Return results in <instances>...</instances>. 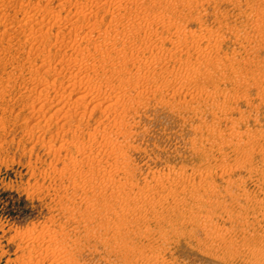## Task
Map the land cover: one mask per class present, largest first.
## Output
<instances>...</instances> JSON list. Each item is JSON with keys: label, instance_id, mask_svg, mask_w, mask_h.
I'll return each instance as SVG.
<instances>
[{"label": "rangeland", "instance_id": "rangeland-1", "mask_svg": "<svg viewBox=\"0 0 264 264\" xmlns=\"http://www.w3.org/2000/svg\"><path fill=\"white\" fill-rule=\"evenodd\" d=\"M42 20L52 26L44 39L35 33ZM137 21L144 27H132ZM95 22L132 32L112 41L141 50L133 65L156 73L157 82L134 108L120 101L108 113L107 105L91 104L88 118H68L57 114L56 101L78 97L66 88L78 69L63 53L82 58L95 50L79 54L65 45ZM57 34L65 36L61 48ZM80 41L87 49L89 41ZM80 65L82 78H97L93 62ZM53 76L61 83L45 90L48 103L42 87ZM98 87L93 82L84 93L91 98ZM0 90V264H264V0H0ZM43 100L49 105L41 109ZM78 144L104 160L94 173L74 163L83 158ZM106 188L116 193L111 206L131 190L124 218L113 220L102 207L97 194Z\"/></svg>", "mask_w": 264, "mask_h": 264}, {"label": "bare ground", "instance_id": "bare-ground-1", "mask_svg": "<svg viewBox=\"0 0 264 264\" xmlns=\"http://www.w3.org/2000/svg\"><path fill=\"white\" fill-rule=\"evenodd\" d=\"M104 9H106V7H104ZM107 12H109L110 11V6H108V9L106 10ZM91 17H92V15L91 14H89ZM54 16V15H53ZM73 17H74V15H72ZM87 14H86V16H84L83 18L84 19H87ZM58 18H60V17H58ZM71 19H72V17H70ZM69 18V19H70ZM74 18H77V17H74ZM53 19H56V18H53ZM52 19V20H53ZM79 19V18H78ZM77 19V20H78ZM61 20V19H60ZM75 20V19H74ZM73 21V20H72ZM71 21V22H72ZM48 22V21H47ZM58 21L56 20V23H57ZM70 22V21H69ZM78 22V21H77ZM136 22V21H135ZM138 22V21H137ZM67 23V22H66ZM38 26L40 25V27H39V29H40V31H35V33L36 32H41L42 33V38L44 39L45 37H46V35L45 34H43V29H44V27H52V26H50V23L48 22V23H46V21L44 22V20H42L41 22L39 21V22H37L36 23ZM69 24H71V23H69ZM52 25V24H51ZM54 25V24H53ZM63 25V24H62ZM67 25V24H66ZM65 25V26H66ZM73 25V24H72ZM79 25H81V24H79ZM93 25V28L92 29H90L89 28V30H90V32H88V34L86 33V35L84 36H82V39H80V40H83L84 41V39L85 40H88L89 41V45H87V49L85 48V50L83 49V47H82V42L79 40V39H77L76 41H75V37L77 36H75L74 37V41H72V42H74V43H72V44H66L65 46L67 47V49H70L71 51H77L79 54H80V52H82V53H84V52H90L91 50L93 51V50H95V52L94 53H92V54H87V57H84V54H82L83 55V57H82V55H80L82 58H80V57H78L76 54V57H73V55L72 56H69L68 54H67V52L66 53H63V54H65L66 56H68V59H67V57H65L67 60H63L64 62H65V64H67V66H68V64L69 65H72V66H75L78 70L75 72V73H72L70 70H68V71H70L71 72V74H69V76L67 77V78H69L68 79V84L66 85V88H73V92L74 93H76V94H78V97L75 99V98H73L72 99V97H70V96H63V98H59L56 102H57V104H58V113L57 114H59V112L60 111H64L65 110V113H66V116H68V118H70V117H75V116H79V114H80V117L83 119V118H86L87 116H86V111H88L87 109H89V106L91 105V104H94L93 106L94 107H91V108H97V107H101V106H103V105H107V109L109 108V109H112V111H113V109H117L118 108V106H120V104H121V102L120 101H122V102H125L124 103V107H125V109H127V108H134V105L136 104V103H138V101H141V99H142V97H143V95H144V92L146 93L147 92V90H146V88L149 86L148 85V83H150L151 81H156V79H157V75H156V73H153V72H151L150 70H149V72L146 70V72H144L142 69H141V67H138V66H136V65H133V64H135L136 63V61L138 62V61H141L142 59L140 58V56H141V50H139L138 49V51H140V52H137V51H135V49L134 50H132V47L130 46L131 45V42H130V40H128L129 41V43L128 44H130V45H126L125 44V40L124 39H122V40H117L118 39V36H119V34L122 32V34H123V31H116L117 33H114L113 32V30H112V28L111 27H107V28H104V26H103V23H100V22H95V23H93L92 24ZM74 26V25H73ZM75 26H76V23H75ZM60 26H58V28H59ZM81 28L83 27V26H80ZM132 27H140V28H143L144 27V25H143V22H138V23H135V24H132ZM71 28V27H70ZM76 28V27H75ZM79 28V27H78ZM102 29L103 31H104V35H102L103 33L101 32L100 34L102 35V37H100V42L99 41H95L94 40V38L95 37H93L94 35H93V33H94V31H96L97 29L99 30V29ZM154 28H157V27H154ZM61 29V28H60ZM72 29V28H71ZM70 29V30H71ZM80 29V28H79ZM79 29H78V31H79ZM123 29H126V28H124L123 27ZM152 29V28H151ZM158 29V28H157ZM16 30V29H15ZM32 30V29H31ZM58 30V29H57ZM67 30H69L68 28H67ZM69 30V31H70ZM10 31V30H9ZM8 31V32H9ZM74 31H76V30H74ZM156 32H154V33H157L158 31L157 30H155ZM16 32V31H15ZM45 32V31H44ZM80 32V31H79ZM98 32H100V31H98ZM46 33V32H45ZM63 33V32H62ZM77 33V32H76ZM132 32H130L129 30H127V32H125L123 35H128V34H131ZM58 34H61V33H59L58 32ZM57 34V35H58ZM73 34V33H72ZM115 34L117 35L118 34V36L116 37V38H114V39H116L117 41H112L113 40V35H114V37H115ZM35 35V37H37L38 39H41V35H38L37 34V36H36V34H34ZM45 35V37H43ZM66 35V34H65ZM68 35H71V34H69V32H68ZM74 35H75V32H74ZM98 35V34H97ZM97 35H96V37H97ZM100 35V36H101ZM59 36V35H58ZM62 36V35H61ZM72 37V36H71ZM70 37V38H71ZM80 37V36H79ZM132 37H135L133 34H132ZM34 38V37H33ZM63 38H65V36L63 37ZM63 38L62 37H58V39L57 40H55V41H59L60 42V47L59 46H57V47H59V48H61V46H63V44H64V42H63ZM73 38V37H72ZM77 38V37H76ZM120 38V37H119ZM41 40V41H44V40ZM69 39V38H68ZM148 39H150L149 37H148ZM32 40V39H31ZM36 41H37V39H35ZM45 41H46V39H45ZM51 41V40H50ZM69 41V40H68ZM68 41H66V43H68ZM148 41V40H147ZM150 41H151V39L149 40V43H148V48L149 49H155V46L156 45H154V46H150L149 44H150ZM33 42H35V41H33ZM37 42H39V41H37ZM143 42V41H142ZM146 43V42H145ZM157 43V42H156ZM43 44V43H42ZM85 44H87V43H85ZM153 44H154V41H153ZM128 46H130V47H128ZM133 46V45H132ZM160 46V45H159ZM56 47V48H57ZM66 47H64V48H66ZM141 47V46H140ZM139 47V48H140ZM145 47V46H144ZM158 47V46H157ZM135 48V47H134ZM178 48V47H177ZM62 49H63V47H62ZM61 49V50H62ZM141 49V48H140ZM137 50V49H136ZM152 50H151V53H152ZM177 50H179V49H177ZM176 50V51H177ZM65 51V50H64ZM149 51V50H148ZM61 52V51H60ZM59 52V53H60ZM142 52H144V51H142ZM179 52V51H178ZM41 53V52H40ZM46 53V52H45ZM91 53V52H90ZM49 54V53H48ZM48 54H47V56H48ZM50 54H52V53H50ZM57 54V53H56ZM62 54V55H63ZM70 54V53H69ZM94 54H97V55H94ZM155 54V53H154ZM182 54V53H181ZM90 55V56H89ZM143 56V55H142ZM141 56V57H142ZM145 56V55H144ZM155 55H153L152 57H154ZM160 56V55H159ZM158 56V57H159ZM46 57V56H45ZM63 57V56H62ZM61 57V58H62ZM162 57V56H161ZM49 58V57H48ZM47 58V59H48ZM152 59H155V58H152ZM42 60V59H41ZM44 60V59H43ZM49 60V59H48ZM47 60V61H48ZM62 60H60L59 59V61L61 62ZM88 60H90L91 61V63L93 62L94 63V68H95V72H96V74L95 75H97V78L96 77H92L91 76V78L90 77H88V79L90 78V80H88V79H86L85 77H81L82 75V73H83V70H84V68H82V66L80 65V64H83L84 62H86V61H88ZM160 60V59H159ZM46 61V62H47ZM50 61H52V60H50ZM59 61H56V62H59ZM147 62H148V60H146ZM152 60H150V62H151ZM157 61H158V59H157ZM157 61L155 62L156 64H158L157 63ZM159 62V61H158ZM160 62H161V60H160ZM41 63H43L42 61H41ZM40 63V64H41ZM50 64V63H49ZM57 64V63H56ZM63 64V63H62ZM139 64H140V62H139ZM145 64H147V63H144L143 65H145ZM152 64H154V63H152ZM155 64V65H156ZM36 65V64H35ZM64 65V64H63ZM63 65H62V67H61V69L62 68H64L63 67ZM147 65H150V63L149 64H147ZM46 66V65H45ZM45 66H44V68H45ZM50 66V65H49ZM48 66V67H49ZM47 67V68H48ZM54 67V66H53ZM92 67V68H93ZM149 67V66H148ZM157 67V66H156ZM31 68V67H30ZM36 68H39V67H36ZM50 68H52V66H50ZM50 68H48L49 69V73H50ZM55 68V67H54ZM68 68V67H67ZM66 68V69H67ZM150 68V67H149ZM40 69V68H39ZM43 69V68H42ZM46 69V68H45ZM60 69V70H61ZM71 69V68H70ZM86 69H88V68H86ZM90 69V68H89ZM148 69V68H147ZM151 69V68H150ZM29 70H31V69H29ZM41 70V69H40ZM52 70H53V68H52ZM59 70V68H57V71H60ZM62 70H64V69H62ZM71 70H73V69H71ZM92 70V69H91ZM94 70V69H93ZM152 70V69H151ZM84 71H86V70H84ZM89 71V70H88ZM29 73L30 72H32V71H28ZM38 71H36V73H37ZM45 72H47L48 73V71H46L45 70ZM54 72H56V71H54ZM59 73V72H58ZM64 73H65V71H64ZM56 74V73H55ZM60 74V73H59ZM57 75V76H60V75ZM63 74V73H62ZM84 74V73H83ZM86 74H88V72H86ZM37 75V74H36ZM42 75V74H41ZM44 75V74H43ZM65 75V74H64ZM56 76V75H55ZM157 76V77H156ZM36 76L34 75V78H35ZM54 77V76H53ZM65 77V76H64ZM63 77V78H64ZM31 78V77H30ZM52 78V77H51ZM55 78V80L54 81H49V83H51V82H53L52 84H49L46 88H45V86L44 87H42L43 89H42V91H43V93H42V91L41 92H39L40 94L42 93V95H41V98L45 95V97H44V100H48L47 102L49 103V99L50 98H48V91H46L45 92V90H48L51 86L52 87H56V85H57V83H58V81H60V79L58 78V77H54ZM36 79V78H35ZM34 79V80H35ZM40 79V78H39ZM39 79L37 80V81H39ZM66 79V78H65ZM34 80H33V82H34ZM86 80H88V81H86ZM32 82V81H31ZM36 82V81H35ZM42 83H43V81H41ZM45 82V81H44ZM95 83V84H97V86H99L98 88H99V90H98V92H97V94L96 93H94V95L90 98V97H88V93H84V88L86 89V90H89L90 88H91V86H92V83ZM157 82V81H156ZM41 83V84H42ZM61 83V81L59 82V84ZM65 83H67V82H65ZM84 83H85V85H84ZM100 83V84H99ZM154 83V82H153ZM153 83H152V85H153ZM34 84V83H33ZM39 85L40 87L41 86H43L44 84H42V85ZM83 84V85H82ZM88 84V85H87ZM159 84V83H158ZM157 83H156V85H158ZM64 85V84H63ZM63 85L61 86V87H63ZM155 85V86H156ZM96 86V85H95ZM94 86V87H95ZM34 87V86H33ZM82 87H83V90H82ZM34 88H36V87H34ZM45 88V89H44ZM59 88V87H58ZM93 88V87H92ZM91 88V89H92ZM3 89V88H2ZM31 89V88H30ZM94 89V88H93ZM92 89V90H93ZM104 89V90H103ZM26 90V89H25ZM32 90V89H31ZM35 90V89H34ZM33 90V91H34ZM54 90V89H53ZM57 90H63L64 91V89H57ZM95 90V89H94ZM93 90V91H94ZM97 90V89H96ZM145 90V91H144ZM1 91H3V90H0V92ZM66 91V90H65ZM71 91V90H70ZM103 91H105V92H107V93H109V97H104L102 94L104 93ZM51 92V91H50ZM58 92L59 91H57V94H58ZM92 91H89V93H91ZM103 92V93H102ZM69 93H72V91L71 92H69ZM102 93V94H101ZM148 93V92H147ZM146 93V94H147ZM36 94H38V93H36ZM40 94H39V96H40ZM57 94H55V95H57ZM60 95L62 94V93H59ZM93 94V93H92ZM7 95V94H6ZM60 95H58L59 97H60ZM64 95V94H63ZM69 95V94H68ZM91 95V94H90ZM57 96V97H58ZM77 96V95H76ZM31 97V96H30ZM35 97H38V95L37 96H35ZM50 97V96H49ZM54 97V96H53ZM52 97V98H53ZM55 98V97H54ZM1 99H3V98H1ZM6 99V98H5ZM75 99V100H74ZM43 100V102L44 103H39V102H37V103H39L40 105H41V109H43L44 107V105L46 106V108H47V106L49 105H47L46 103V101H44ZM52 100V99H51ZM144 101L146 100V99H143ZM143 100H142V102H143ZM115 101V102H114ZM33 102H34V100H33ZM112 102V103H111ZM146 102V101H145ZM51 104H50V106L52 105V103L53 102H50ZM33 104V103H32ZM123 104V103H122ZM139 104V103H138ZM54 106H55V104H53ZM33 106H36V105H33ZM32 106V107H33ZM76 106H83L84 107V109H82L83 111L82 112H80V113H77L78 111L76 110V109H78V108H76V109H74ZM138 106V105H137ZM31 107V106H30ZM139 107V106H138ZM38 108V107H37ZM57 108V107H56ZM81 109V108H80ZM99 109V108H98ZM108 109V113H110V112H112V111H110ZM122 109V108H121ZM124 109V108H123ZM136 109V108H135ZM134 109V110H135ZM93 110V109H92ZM120 110V109H119ZM129 110V109H128ZM62 111V112H63ZM81 111V110H80ZM104 111V110H103ZM62 112H60V113H62ZM90 112V111H89ZM88 112V113H89ZM93 112V111H92ZM134 112H136V111H134ZM42 113V112H41ZM45 113H47V112H45ZM52 113V112H51ZM77 113V114H76ZM121 113H123V112H121ZM124 113H125V111H124ZM138 113V112H137ZM54 114H55V112H54ZM54 114H52V117H53V115ZM63 114V113H62ZM92 114V113H91ZM115 114H116V112H115ZM114 114V115H115ZM117 114H119V113H117ZM126 114V113H125ZM64 115V114H63ZM62 116V115H61ZM88 116H90V115H88ZM107 116V115H106ZM35 117V116H34ZM79 117V118H80ZM91 117V116H90ZM115 117H117V116H115ZM67 118V119H68ZM88 118V117H87ZM113 118V117H112ZM118 118V117H117ZM130 118V117H129ZM67 119H66V121H67ZM120 119V118H119ZM61 120V119H60ZM102 120V119H101ZM65 121V122H66ZM115 121H117V120H113V121H111L110 122V124L111 125H114L113 123H115ZM118 121H120V120H118ZM77 122V121H76ZM99 122H101V121H99ZM109 122V121H108ZM107 122V123H108ZM120 122H122V121H120ZM79 123V122H78ZM77 123V124H78ZM97 123V122H96ZM116 123H118V122H116ZM65 124V123H64ZM99 124H101V123H99ZM106 124V123H105ZM79 125V124H78ZM87 125H88V123H87ZM106 125H108V124H106ZM117 125H120V128H122L123 127V123H121V124H117ZM127 125H128V123H127ZM127 125H125V126H127ZM73 126H75V125H73ZM116 126V125H115ZM61 127H62V125H61ZM71 127V126H70ZM96 127V126H95ZM109 127V126H108ZM132 127V126H131ZM131 127L129 128L130 130H131ZM104 128V127H103ZM114 128V127H113ZM63 129V128H62ZM76 129H78V128H76ZM82 129V128H81ZM98 129V128H97ZM117 129H118V126H117ZM116 129V130H117ZM125 129V128H124ZM116 130H115V132H116ZM75 131V130H74ZM77 131V130H76ZM93 131V130H92ZM95 131V130H94ZM93 131V132H94ZM100 131V130H99ZM119 131H121V130H119L118 129V131L117 132H119ZM84 133V132H83ZM96 133V132H95ZM110 133V132H109ZM107 134V135H110V134ZM122 133H124V132H122ZM131 133V132H130ZM29 134V133H28ZM85 134V133H84ZM119 134V133H118ZM129 134V133H128ZM121 135V134H120ZM119 135V136H120ZM90 136V135H89ZM92 136V135H91ZM90 136V137H91ZM129 136V135H128ZM90 137H89V139H90ZM92 138V137H91ZM97 138V137H96ZM113 138V137H112ZM124 138H126V137H124ZM256 138V137H255ZM89 139H87V140H89ZM103 139V138H102ZM101 139V140H102ZM105 139V138H104ZM106 139H108V138H106ZM105 139V140H106ZM117 139H118V137H117ZM257 139V138H256ZM260 139V138H259ZM104 140V141H105ZM111 140V139H110ZM109 140V141H110ZM123 140H125V139H123ZM103 141V142H104ZM108 141V142H109ZM257 141V140H256ZM97 142H99V141H97ZM107 142V140H106V143H108ZM127 142V141H126ZM88 143V142H87ZM101 144H103L102 142H100ZM105 143V144H106ZM97 144V143H96ZM101 144H99V145H101ZM261 144V143H260ZM80 144H78V146H79ZM109 145V144H108ZM111 145H114L113 143L111 144ZM74 146H76V145H74ZM253 146V145H252ZM256 146V145H255ZM59 147H63V145H59ZM108 147V146H107ZM113 147H115V146H113ZM92 148H94L93 146H92ZM96 148V147H95ZM116 148V147H115ZM119 148V147H118ZM56 149H58V148H56ZM55 149V151H57ZM101 149V148H100ZM62 150V149H61ZM88 150V149H87ZM86 149H84V148H81L80 146H79V150H78V152L80 151V152H82L83 153V158L82 159H80V158H78V157H74V158H69L70 159V161H72L73 159V161H74V163H77V165H78V163L79 164H81V163H86V164H89V168H90V171H92L93 172V169H95V166H97V164L99 165V164H101L104 160L103 159H101L98 155H94V153L93 152H90V153H88V151H87ZM92 150V149H91ZM98 150V149H97ZM112 150V149H111ZM246 150V149H245ZM244 150V151H245ZM96 151V150H95ZM259 151V150H258ZM99 152V151H98ZM98 152L96 153V154H98ZM107 152V151H106ZM100 153V152H99ZM245 153V152H244ZM252 154V152H251V149H248L247 150V155L246 156H250L251 154ZM77 154V153H76ZM104 154H107V153H104ZM79 155V154H78ZM108 155V154H107ZM251 157V156H250ZM108 158V157H107ZM246 158V157H245ZM248 158V157H247ZM105 161H106V159H105ZM238 161V160H237ZM242 161V160H241ZM246 162H247V160H245ZM248 161H251V160H249L248 159ZM243 162V161H242ZM72 163V162H71ZM109 163V162H108ZM245 163V162H244ZM94 164H96L95 166H94ZM106 164V163H105ZM64 165H67V164H64ZM74 165V164H73ZM239 165V164H238ZM70 166H72V165H70ZM102 166V165H101ZM225 166V165H224ZM233 166V165H232ZM243 166H245V165H243ZM66 167H68V166H66ZM65 167V168H66ZM81 167V166H80ZM100 167V166H99ZM236 167H238V166H236ZM235 167V168H236ZM242 167V166H241ZM88 168V169H89ZM98 168V167H97ZM101 168H105V166L103 167H101ZM75 169V168H74ZM234 169V168H233ZM73 170V169H72ZM115 170H117V169H115ZM258 170V169H257ZM103 171V170H102ZM105 171V170H104ZM74 172V171H73ZM77 172V171H76ZM78 172H79V170H78ZM110 172V171H109ZM82 173V172H81ZM90 173V172H89ZM94 173V172H93ZM191 174V173H190ZM84 175V174H83ZM89 175V174H88ZM188 175V174H187ZM87 176V175H86ZM91 176L93 177V174H91ZM92 177H90V179L89 180H91V178ZM201 178V177H200ZM86 179H88V177L86 178ZM97 179V178H96ZM100 179H102V177L100 178ZM111 179L113 180L114 178H110L109 177V175H108V177H106V180H107V182H109V181H111ZM105 180V181H106ZM115 180V179H114ZM92 181V180H91ZM194 181V180H193ZM103 182V181H102ZM199 182V181H198ZM201 182V181H200ZM209 182V181H208ZM99 183V182H98ZM113 183V182H112ZM108 184V183H107ZM107 184H105L104 183V186L105 185H107ZM170 185V184H169ZM198 185H199V183H198ZM102 186V185H101ZM101 186H99V187H101ZM200 186V185H199ZM212 186V185H211ZM184 187V186H183ZM101 188H103V187H101ZM133 188V187H132ZM131 188V189H132ZM196 188H198V187H196ZM201 188V187H200ZM203 188V187H202ZM207 188V187H206ZM104 189V188H103ZM108 188H106L104 191L103 190H101L100 191V193H98L97 194V196L99 195H101L103 198H104V205H102V207H104V208H106V209H110L111 211H112V213L110 214V218L111 219H115V220H119V219H122V218H124V216H126V214H125V212H126V210H127V207H126V204L127 203H125V200H127L128 198H130V196L132 195V193H131V190L129 189V190H127L126 191V196H123L122 197V199H121V201H120V205H115V206H111L110 204H108V202H106L107 200H109V199H111V198H113V197H115L116 196V193H115V190L112 192V193H109V195H108V192L106 191ZM177 189V188H176ZM133 190V189H132ZM182 190V189H181ZM196 190V189H195ZM199 190H201V189H199ZM198 190V191H199ZM205 190V189H204ZM170 191H172V190H170ZM175 191V190H174ZM133 192V191H132ZM186 192V191H185ZM170 193V192H169ZM194 193V192H193ZM167 194V193H166ZM141 195V194H140ZM192 194H190V196H191ZM164 196H165V194H164ZM128 197V198H127ZM142 197V196H141ZM143 197L145 198V200L146 201H148V202H150L151 201V199H152V197L150 196V194L149 195H145L144 193H143ZM151 197V198H150ZM157 197V196H156ZM166 197V196H165ZM193 197H194V195H193ZM195 197H197V198H199L198 196H195ZM127 198V199H126ZM164 198V197H163ZM154 199H156V198H154ZM159 199V198H158ZM160 199H162V198H160ZM183 199V198H182ZM101 200H102V198H101ZM133 200H134V198H133ZM92 201H94V200H92ZM132 201V200H131ZM174 201V200H173ZM127 202H129V200L127 201ZM148 202H145L144 204H146V203H148ZM153 201H151V203H152ZM100 203V202H99ZM103 203V202H102ZM108 204V205H106V204ZM180 203V202H179ZM134 204H135V202H134ZM156 204V203H155ZM162 204V203H161ZM97 205H98V201L96 200L95 201V203L93 204V206L91 207V212L92 213H94L95 212V208L97 207ZM138 205V204H137ZM88 206V205H87ZM99 206H101V205H99ZM98 206V207H99ZM171 206V205H170ZM170 206H168V207H170ZM130 207H132L131 205H130ZM135 207V206H134ZM154 207V206H153ZM137 208H141V207H137ZM137 208H135V209H137ZM254 208V207H253ZM144 209V208H143ZM99 210V209H98ZM130 210V209H129ZM128 210V211H129ZM131 210H132V208H131ZM173 210V209H172ZM86 211H88V210H86ZM133 211H134V209H133ZM135 212V211H134ZM146 212V211H145ZM89 213V212H88ZM88 213H87V215H88ZM109 213V212H108ZM103 214V213H102ZM141 214V213H140ZM139 214V215H140ZM127 215H128V213H127ZM175 215V214H174ZM95 216H96V214H95ZM141 216H143V215H141ZM163 216V215H162ZM195 216H197V215H195ZM91 219H93L92 217H91ZM94 219H95V217H94ZM108 219V218H107ZM138 219V218H137ZM96 220V219H95ZM109 220V219H108ZM130 221V223H131V220H129ZM111 222H113V221H111ZM159 222V221H158ZM99 223H101L102 224V222L100 221ZM110 223V221L109 222H107V223H105L104 224V227L107 229V230H110V225H108ZM114 223V222H113ZM134 223V222H133ZM136 223V222H135ZM95 224H96V221H95ZM100 224V225H101ZM112 224V223H111ZM115 225H117V224H115ZM103 226V225H102ZM120 225H117V228L119 227ZM125 226V225H124ZM103 227V228H104ZM114 228H116V227H114ZM123 230H122V232H126V230H128L126 227H123L122 228ZM176 230V229H175ZM118 231V230H117ZM129 231V230H128ZM120 232V231H119ZM116 233H118V232H116ZM112 236V235H111ZM118 236V235H117ZM128 237V236H127ZM134 237H137V235L135 236L134 235ZM110 238H112V237H110ZM101 239H103V238H101ZM108 240H110V239H108ZM105 242V241H104ZM123 242V241H122ZM121 245V244H120ZM134 247V246H133ZM263 253V252H262ZM258 254V253H257ZM261 255V254H260ZM257 256V255H256ZM123 258V257H122ZM256 258V257H255ZM148 259V258H147ZM117 264V263H116ZM156 264V263H155Z\"/></svg>", "mask_w": 264, "mask_h": 264}]
</instances>
